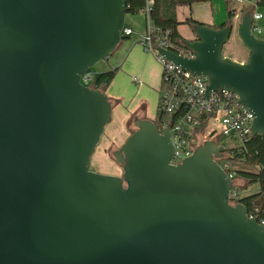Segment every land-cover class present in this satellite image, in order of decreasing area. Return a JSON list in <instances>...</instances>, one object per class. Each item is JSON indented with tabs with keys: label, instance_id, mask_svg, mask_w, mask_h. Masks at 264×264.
I'll list each match as a JSON object with an SVG mask.
<instances>
[{
	"label": "water",
	"instance_id": "obj_1",
	"mask_svg": "<svg viewBox=\"0 0 264 264\" xmlns=\"http://www.w3.org/2000/svg\"><path fill=\"white\" fill-rule=\"evenodd\" d=\"M128 0H0V264H264V225L233 203L214 140L177 165L170 125L149 118L114 152L122 174L90 170L113 118L81 82L123 41ZM255 7L238 24L192 25L167 60L239 95L264 134V37ZM236 34L247 62L223 55Z\"/></svg>",
	"mask_w": 264,
	"mask_h": 264
},
{
	"label": "built area",
	"instance_id": "obj_2",
	"mask_svg": "<svg viewBox=\"0 0 264 264\" xmlns=\"http://www.w3.org/2000/svg\"><path fill=\"white\" fill-rule=\"evenodd\" d=\"M150 8L151 3L148 2L143 11L147 19V31L141 44L144 50L153 54L163 67L158 111L166 118L158 127L160 130L166 125L171 127L175 151L170 163L174 165L182 163L183 159L191 156L199 145L207 140H214L218 151L222 154L216 160L234 180L236 171L234 163L228 157L227 150L244 144L253 136L251 126L254 115L239 104V95L234 91L219 88L207 97L208 79L206 76H195L159 53L158 46L169 47L163 41L155 43L152 36L153 25L149 16ZM261 17L262 15L258 13L253 15L252 30L258 36L261 29L257 21ZM123 33L130 35L132 30L124 28ZM190 53L182 54L189 55ZM90 80L91 77L87 72L81 76V82L85 85H88ZM212 120L221 124L220 131L216 128L209 131V124ZM234 187L231 191V200L238 195ZM260 223L264 225V221Z\"/></svg>",
	"mask_w": 264,
	"mask_h": 264
},
{
	"label": "rangeland",
	"instance_id": "obj_3",
	"mask_svg": "<svg viewBox=\"0 0 264 264\" xmlns=\"http://www.w3.org/2000/svg\"><path fill=\"white\" fill-rule=\"evenodd\" d=\"M216 1L218 2L220 0ZM222 3L224 4V6L222 5L220 7ZM222 3L219 2V4H217V9L219 11L217 15H225V17L227 18L228 11L225 6V0H222ZM230 4L231 6L236 4L238 6H244L246 3H239L237 2V0H231ZM218 7H220V9ZM222 9H224V11H222ZM139 26L141 30H137L133 35L130 36V38L124 39V42H134V37L137 36L138 33H143V35L145 36L147 31L146 16L139 19ZM142 39L143 36H140L138 39V43L141 44ZM231 44H233L232 39L224 45L223 54L231 52L233 56L236 57L238 54H240V45ZM141 47L144 50L142 44ZM144 53L145 55L143 58L132 57L128 60L127 54H124L122 52V48H118L109 57L110 60L119 58V70L114 80L110 84L108 90V93L112 95L111 101H113L112 103L114 111L112 121L109 122L105 128L106 131L109 130V127L115 124L119 118H123L129 111H132V109L133 111L135 110V113L131 114L126 121V130L129 135L137 129L135 124L136 118H143L142 115H147L150 119H156L160 94L162 91L161 80L163 67L153 54L147 52L146 50H144ZM101 62L102 63L100 64H103V62L107 61L103 59ZM97 64L90 67L87 71V74L91 77V80L88 83L89 86L93 83L95 77L97 76L96 69L98 68L97 66H99ZM151 79H156L158 82L157 85L150 84L149 81H151ZM221 127L222 126L220 123L212 120L209 124V131L214 128L220 131ZM113 128H115L114 125ZM107 138V134H103L100 143L97 145L92 155L89 167L90 170L96 172L114 175L113 173L117 171L116 166L120 165L114 157V152L121 146L112 145L107 150V152H105L104 146L106 145L105 141ZM120 167L122 170L121 165ZM122 172L123 171H121V174ZM234 189L238 191L239 196L257 192L259 190V185H249L247 181L239 178L235 181Z\"/></svg>",
	"mask_w": 264,
	"mask_h": 264
},
{
	"label": "trees",
	"instance_id": "obj_4",
	"mask_svg": "<svg viewBox=\"0 0 264 264\" xmlns=\"http://www.w3.org/2000/svg\"><path fill=\"white\" fill-rule=\"evenodd\" d=\"M209 0H128L126 14L137 15L144 11L148 2L151 3L149 16L153 25L152 36L155 43L163 41L172 50L178 53H189L190 51L183 47V37L178 31V26L182 23L177 17V7L182 4H193ZM264 3V0H258ZM230 18L232 12H230ZM229 18V20H230ZM228 21L220 24L218 27L226 25ZM186 23L194 25L200 21L190 19ZM125 28L126 25H125ZM123 40L130 35L122 33ZM119 67L100 72L90 85L96 89H107L114 80ZM111 100V98H110ZM113 102V101H111ZM113 104V103H112ZM158 111L156 119H153L158 125L166 118ZM228 157L234 163L236 176L234 180L243 179L249 185L258 184L257 192L237 195L232 198L234 202L243 203L251 217H257L259 222L264 221V134H257L245 141L244 144L228 148ZM234 199V200H233Z\"/></svg>",
	"mask_w": 264,
	"mask_h": 264
},
{
	"label": "crops",
	"instance_id": "obj_5",
	"mask_svg": "<svg viewBox=\"0 0 264 264\" xmlns=\"http://www.w3.org/2000/svg\"><path fill=\"white\" fill-rule=\"evenodd\" d=\"M230 1L231 0H225V6H226V9L228 11L227 18L225 17V15H220V16L217 15L219 12L217 9V4H219V2L222 3V0H220L218 2L216 0H209V1H205V2L193 3L191 5H189V4L179 5L177 7V17H178L179 21L182 22L178 26V31H179L180 35L186 39H193L195 37L194 33L192 32L191 25L186 23L190 19H194V20L200 21L204 24H207L209 26L218 28V26L220 24L229 20V18H230L229 14H230V12H232L233 15H231L230 20L233 19V21L235 22V25H236L239 23L243 13L247 9L255 7V13L262 15V17L257 21V25L261 29V33L259 36L264 37V3H259L258 0H243L242 2L237 0V2H239V3H246V4L244 6H238L237 4L231 6ZM246 1H248V2H246ZM222 5L224 6V4L222 3L220 5V7ZM220 7H218V8L220 9ZM222 11H224V9H222ZM144 16L145 15L143 12L140 14H137V15L126 14V27L132 30V33L130 34V36L133 35L137 30H141L139 28L140 27L139 26V19H141V17H144ZM130 36H129V38H130ZM140 36L144 37L143 33H138V35L134 37L135 38L134 42H131V41L124 42V40H123L121 42V44L118 46V48H122V52L124 54H127L128 60L132 57H134V58H137V57L143 58L144 57V55H145L144 50L142 49L141 44L138 43V39ZM231 39L233 42V44H231V45H234V44L240 45V51H239L240 54H238L236 57H234L231 52H227L223 55L229 56L232 59L239 61V62H247L248 56H249V51L243 45L242 41L240 40V38L236 34V29H235L234 33L232 34L230 40ZM223 49H224V47H223ZM118 60H119V58L118 59L116 58L115 60H110V58L108 57L105 59V61H107V62H103V64H100V63H102L101 61L98 62L99 64H97V65H99V66H97L98 68L96 69V72H97L96 74H99L100 72L119 67V61ZM149 82L152 85H157V83H158L156 79H151V81H149ZM161 82H162V80H161ZM108 90H109V87L107 89H103L105 94L108 95L109 98H112V95L108 93ZM113 111H114V109H113ZM134 111L132 109V111H129L123 118H119L116 122L117 124L116 123L113 124L115 126V128H113V125H111V127H109V130L106 131V129H105L104 134H107V136H108V138L105 141L106 145L104 146L105 152H107V150L112 145L122 146L125 143L126 139L129 136V134L126 130V121H127V118L131 114L135 113ZM142 117L143 118H149L147 115H142ZM107 164H108V162H107ZM116 167H117V171H115L113 174L114 175H120L121 171H122L121 167H120V165H118Z\"/></svg>",
	"mask_w": 264,
	"mask_h": 264
}]
</instances>
